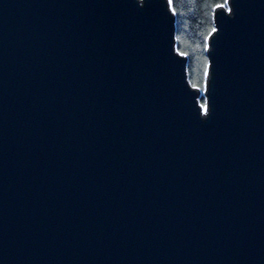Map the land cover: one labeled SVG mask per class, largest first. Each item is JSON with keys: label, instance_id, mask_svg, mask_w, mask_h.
<instances>
[{"label": "water", "instance_id": "obj_1", "mask_svg": "<svg viewBox=\"0 0 264 264\" xmlns=\"http://www.w3.org/2000/svg\"><path fill=\"white\" fill-rule=\"evenodd\" d=\"M213 25L201 90L170 0H0V264H264V0Z\"/></svg>", "mask_w": 264, "mask_h": 264}, {"label": "trees", "instance_id": "obj_2", "mask_svg": "<svg viewBox=\"0 0 264 264\" xmlns=\"http://www.w3.org/2000/svg\"><path fill=\"white\" fill-rule=\"evenodd\" d=\"M176 15L178 50L188 57L193 86L204 89L207 71V39L214 29L213 11L227 0H170ZM204 103V100H202Z\"/></svg>", "mask_w": 264, "mask_h": 264}, {"label": "rangeland", "instance_id": "obj_3", "mask_svg": "<svg viewBox=\"0 0 264 264\" xmlns=\"http://www.w3.org/2000/svg\"><path fill=\"white\" fill-rule=\"evenodd\" d=\"M203 105H205V102L203 103Z\"/></svg>", "mask_w": 264, "mask_h": 264}]
</instances>
